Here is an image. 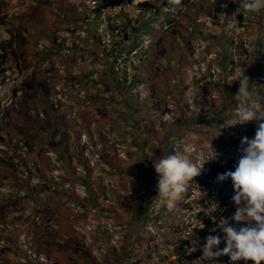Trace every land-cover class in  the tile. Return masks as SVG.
<instances>
[{"label": "rangeland", "instance_id": "rangeland-1", "mask_svg": "<svg viewBox=\"0 0 264 264\" xmlns=\"http://www.w3.org/2000/svg\"><path fill=\"white\" fill-rule=\"evenodd\" d=\"M187 1L189 8L168 9L163 4L174 0L144 8L136 6L140 0H104L98 19V0H0V44L8 56L0 76V264H117L131 242L133 256L122 264L184 263L195 243L188 233L202 227L199 212L238 223L231 221L233 183L225 197L209 199L215 189L199 177L209 173L216 138L226 139L219 155L238 162L242 138L255 134L257 121L232 125V95L244 73L264 78V11L239 14L240 0ZM149 4L162 7L156 18ZM121 11L149 32L140 38V60L127 49L111 54L124 42L103 19ZM165 18L176 34L166 31ZM236 40L245 50L233 55ZM223 87L234 107L221 119ZM263 97V88L252 96L262 121ZM173 152L205 164L202 173L172 211L157 191L145 194L152 202L140 212L139 231L132 218L140 201L136 178ZM214 236L222 249L224 234ZM72 238L92 244L95 260L71 261ZM202 246L192 264H211ZM215 264L233 262L225 255ZM234 264H264V257Z\"/></svg>", "mask_w": 264, "mask_h": 264}, {"label": "clouds", "instance_id": "clouds-1", "mask_svg": "<svg viewBox=\"0 0 264 264\" xmlns=\"http://www.w3.org/2000/svg\"><path fill=\"white\" fill-rule=\"evenodd\" d=\"M260 11H264V0H240L238 4L237 12L242 15ZM237 80L239 88L234 99L238 101V119L232 125L257 121V127L252 138H242L241 155L234 171L217 176L218 182L231 179L233 183L235 194L232 201L236 210L231 221L238 223H230L227 219L220 220V230L225 241L222 249L219 248V236L206 238L202 246L203 259L211 264H215L217 257L225 255L233 264L248 256L254 261L264 257V121L260 118L261 110L252 102L253 93L249 78L244 73ZM188 151V148L183 149L184 153ZM212 153L209 161L217 158L218 154L213 148ZM152 165L158 177L156 199L168 211H172L194 185V178L201 175L205 164L200 167L187 155L173 152L160 159H154Z\"/></svg>", "mask_w": 264, "mask_h": 264}, {"label": "trees", "instance_id": "trees-1", "mask_svg": "<svg viewBox=\"0 0 264 264\" xmlns=\"http://www.w3.org/2000/svg\"><path fill=\"white\" fill-rule=\"evenodd\" d=\"M100 2H96L97 3V7L94 9V16H96L98 19L101 18V15L103 14L102 12V8H103V4H102V1L104 0H98ZM157 1V0H156ZM150 2V0H140L139 3L136 4L137 7H141V8H144L145 5H147L148 3ZM175 6V7H180V6H186L187 8H189L190 6L193 5V2H189L187 0H174V2H168V3H165L163 4V6H166L168 7V9L172 6ZM146 7V6H145ZM147 11H152L153 12V16L156 18L157 16H159L161 14V10H162V7H160L158 4H149L147 8ZM104 21H106L107 25L110 26L112 28V30H115L117 31L118 35H122V42L124 43H121V41H119L117 44H115L114 48H113V51H112V55L113 56H119L121 57L123 53H125L126 49H127V54L130 56H135V58H138V60H140V52L141 53H144L146 50H144V45L142 44V38L144 36V34H148L149 32L148 31H145V27L144 28H141L140 26H135V25H130L131 22H132V19H129L128 18V15L123 13L121 11V13L117 12L116 14L114 15H107L105 16V18L103 19ZM163 23H166L168 24L167 27H166V31L167 32H171L173 34H176V31L173 29V20L170 18V19H167L165 18ZM152 27V26H151ZM149 27L148 29L150 30ZM163 28V26H162ZM142 36V37H141ZM129 39H131L132 41H129ZM222 40V39H221ZM223 41V40H222ZM230 41V44H229V47L233 46V42L235 41L234 38L230 37L229 39ZM239 45L234 48L233 50V55H236V54H239L240 52H244V42H242L241 40H236ZM101 42V38H97V43L100 44ZM224 45V43H222ZM129 47V48H128ZM140 47V48H139ZM6 47L4 46V44H0V76H3L6 74L7 72V67H5V64L7 63V53L5 51ZM139 49V50H137ZM225 49V48H224ZM135 52V53H133ZM226 57L223 58V60H225ZM230 58V57H229ZM123 60V59H122ZM225 62V61H224ZM231 65L234 64V61H233V58H230V61ZM246 63L245 62H242V63H239L238 65L240 66H244ZM208 66H210L208 64ZM258 74V73H257ZM208 75V74H206ZM255 75V73H254ZM254 75H250L249 76V80H251L250 83H252L253 85L251 86H255V89L251 91H253L254 93H256V91H259L261 88L264 89V78L262 80H260L259 78H261L257 75L256 78H254ZM209 76V75H208ZM211 77V76H209ZM254 79V80H252ZM227 91H229L228 87H226L224 89L221 88L219 89V94L220 96L224 99V100H228V102L226 104H224V110L220 111V118L221 119H224V115L226 114L225 112L226 111H229L231 108H233V103H234V100L231 99V95H228ZM237 92H235L233 95H232V98L235 97ZM254 93H253V96H254ZM263 102H264V97L262 98ZM2 141V139H1ZM226 139H224L223 137H219V138H216L214 140V145L216 146L215 150L217 152V158L213 161H210L209 162V173L208 175H204L202 177H199L200 179V182L199 184L202 186V185H210L212 188H214V193H208V196H209V199H214V198H220L222 196L225 197V192L227 191V187L229 186L230 181L229 179H226L225 181L223 182H218L217 181V176L218 174H223L225 172H228V171H234L235 169V166L238 162H236L235 160L233 159H226L224 160L223 157L221 155H219L218 151L222 150L224 146H226ZM231 142L232 144H238L237 140H235V138H231ZM1 162H3L1 159H0ZM224 162V164L226 163V166L224 167V165H222V163ZM138 170H141L143 171L142 169L144 167H142V169H140L138 166L136 167ZM150 179V182L146 183V180ZM210 178H213L214 181H210ZM137 179V182H138V187L136 188V191L134 190V196L137 197V199H139V203H138V208L136 209H133L132 213H133V221L138 223L141 227V230L139 231H142L144 228H145V221L142 220L144 217H142V213H140L141 211L144 212L143 209H145L146 205H149L150 202H152L148 196H146L145 194H148L149 192H156L157 191V188H156V185H157V182H158V177H157V174L155 172V169L153 168V170L149 171L148 175L147 173H139V177L136 178ZM210 183H209V182ZM233 185V184H232ZM147 186V189L145 188ZM142 191H145L144 193ZM189 193V192H188ZM187 193V194H188ZM233 193V194H232ZM230 196L231 198L234 196L235 194V190L232 189V191L230 192ZM217 195V196H216ZM223 197V198H224ZM94 201V199L92 200ZM218 203L220 204L219 207H225V203H222L220 201H218ZM185 206V207H184ZM182 206L183 209L186 208V205ZM147 213V216H149V213L146 211ZM207 214L206 213H203V212H199L197 215H196V218L197 219H200L202 221V227L201 228H197V229H193V231L189 232L188 233V236L189 238L191 239V241H194V247L192 248V251L185 257V261L184 263H181V261H177V264H192L196 259H197V256H198V247L199 245H203L205 242H206V238L208 236H214V234H218L220 235L221 234V230H220V218L218 217V212L215 214V217L212 218V217H209V216H206ZM137 228H139V226H137ZM86 243H84L81 240H78L76 238H72L71 241H68L67 242V252L68 253H71L75 259H70L71 261H80L81 259H87L88 262H92L95 260V257L92 255L91 253V248H93L92 244H89L87 247ZM132 246H133V243L131 242L130 243V246L127 247V250H123L122 253L123 255H120V258L116 260L117 264H122L121 262L122 261H125V262H128L129 259L131 258L130 256H133L131 254V249H132ZM226 260V259H225Z\"/></svg>", "mask_w": 264, "mask_h": 264}]
</instances>
